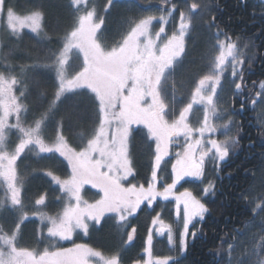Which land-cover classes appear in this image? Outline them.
Wrapping results in <instances>:
<instances>
[{
	"label": "snow or ice",
	"instance_id": "1",
	"mask_svg": "<svg viewBox=\"0 0 264 264\" xmlns=\"http://www.w3.org/2000/svg\"><path fill=\"white\" fill-rule=\"evenodd\" d=\"M6 0H0V21H6L7 29L12 35H18L22 28H29L33 33L40 29L43 13L31 11L21 16L12 6H8L5 16ZM111 3V0H110ZM162 4L168 0H161ZM72 4L84 5L76 24L70 32L62 38V47L50 51L47 59L49 63L42 65L46 69H54L57 90L55 98L48 109L31 122L22 118L28 112V106L21 101L26 95V89L17 96L14 86L21 83L18 75L14 74L16 66L8 62L11 53L0 57L3 61L0 67V179L7 188L8 203L11 208H23L22 185L23 181L17 175V160L26 151H35L34 154H59L67 161L71 175L61 179L48 171L47 175L59 185L60 190L67 197V202L61 213L49 216L47 213H33L39 215L41 221H48V234L52 238L67 240L73 230L80 229L88 233L89 222L99 225L106 213L114 214L118 225L124 226L143 203L146 202L150 210L153 202L160 198L168 201L175 200V211L178 218L182 215L183 230L180 233L181 254L186 251V236L194 218L203 220L209 209L188 189L177 194L174 189L186 177L200 178L204 175L206 159L211 158L217 164L229 157L238 147V135L224 140L211 138L218 132L227 133L233 121L229 119L224 124H214V119H221L227 115V110L219 109L217 98L223 88V77L230 69L231 82L234 83L235 93H240L245 87L244 64L254 57H248L249 44L240 46V37L233 39L228 33L217 30L213 35L215 43L211 45L212 55L209 60V74L202 76L191 94L190 102L185 105L179 115L169 121L166 109V87L169 72L182 54L186 52V35L192 27V19L202 5L192 2L187 9L179 13V23L171 35H167L165 24L176 10V5L161 7L159 16L147 15L130 25L126 34L115 41L111 47L103 43L104 17L97 19L95 7L89 8L86 0H72ZM107 8V6H106ZM166 13V14H165ZM160 22V28L153 33L154 21ZM209 27L212 23L209 22ZM223 35V39L219 37ZM167 37L166 39L164 37ZM76 52L77 58L82 54L83 60L80 70L74 74L69 72L72 56ZM32 65L31 67H40ZM250 67V64H249ZM27 66H21V74ZM238 78V79H237ZM37 86L39 81H35ZM241 99V110L251 98V104L264 103V81L259 82V90L255 95L251 93ZM86 87L93 100V112L98 119V126L94 128L86 144L79 150L69 145L63 135V118L55 129V137L50 142L44 136V128L62 94L72 89ZM175 91V85H173ZM41 98L44 93H40ZM194 104L203 105L202 119L198 126L190 124L189 113ZM264 111V110H262ZM15 116V123L9 122V117ZM264 127V118L260 119ZM144 124L148 138L155 141V155L151 164V174L144 183L127 184L134 170L130 159L129 144L131 126ZM15 130V131H13ZM208 134V138L205 134ZM11 135L16 136L14 148L10 149ZM183 135L185 144L183 152H177V159L171 165V182L158 188V181L163 179L158 170L162 162L169 155L168 145L174 136ZM218 170V169H217ZM90 184L100 190L102 195L92 203L84 200L81 190L84 185ZM214 183L210 181L205 186V195L212 192ZM75 201V203H73ZM36 205L45 204V196L41 195L35 201ZM6 207V200L0 198V210ZM262 207L261 203L256 209ZM253 209V211H256ZM27 213L19 217L23 222ZM152 225H159L156 233L168 235V243L174 246L173 228L161 219V212H157L151 221ZM20 223L16 224L11 232L4 230L0 225V264H120L119 253L105 256L101 251L85 244H76L73 248H56L54 244L43 250L38 248L19 247L17 243ZM261 231H264V221L261 222ZM136 227L128 231V242L133 241ZM42 235V233L40 234ZM196 233L192 236L195 238ZM243 233L237 230V236ZM153 230L149 229L144 253L147 259L143 264H170L175 258L170 256H153ZM227 243V264H264V236L259 241L253 238L250 241H238L233 238L227 241V234L222 238ZM250 245V246H246ZM239 255H233L236 249ZM54 249V250H52ZM92 258H96L95 260ZM133 264H139L134 261Z\"/></svg>",
	"mask_w": 264,
	"mask_h": 264
},
{
	"label": "trees",
	"instance_id": "2",
	"mask_svg": "<svg viewBox=\"0 0 264 264\" xmlns=\"http://www.w3.org/2000/svg\"><path fill=\"white\" fill-rule=\"evenodd\" d=\"M94 5L104 17L101 39L108 47L121 39L138 19L161 14L159 0H93ZM183 0H172L177 3ZM212 6L206 22L192 26L187 36L186 52L184 55V68L181 65L180 84H190L193 76H204V63L197 58L210 52L211 45L216 37L213 35L218 29L228 33L233 39L240 37V46L245 42L249 44L248 57H254L244 64L246 89L235 93L234 88H227L224 107L230 118H234L235 133L238 135V147L230 152L229 157L221 164L219 176L216 177L215 188L212 194L205 199L209 209L204 220L197 226L195 238L190 235L186 251L170 264H227V243L222 238L227 234V241L233 238L238 241H250L253 238L259 241L264 236L261 231V222L264 221V128L259 126L257 108L251 104V98L243 109L245 120L241 116V99L251 93L255 95L257 85L264 81V2L261 0H211ZM109 6L104 7L105 4ZM12 6L16 12L26 15L31 11L43 13L44 36L23 32L24 39L3 35L0 47V57L11 53L8 62L16 66L14 74L18 75L21 83L18 84L16 95L26 89V95L21 101L28 106V112L23 118L25 122L39 118L55 98L57 82L53 69H46L42 65L49 63L47 56L50 51L62 47L61 38L72 30L75 25V13L70 0H6L5 9ZM202 21V20H201ZM209 22L212 26L209 27ZM220 37L224 38L223 35ZM204 60V59H203ZM187 61V62H186ZM186 62V64H185ZM3 61L0 60V64ZM40 67H31L32 65ZM250 64V67H249ZM21 66L27 70L21 74ZM0 71H6L0 67ZM176 75V74H175ZM195 79V78H194ZM39 81V85L35 83ZM256 87V88H255ZM44 96L41 98L40 93ZM87 90H79L67 94L56 101V105L44 128V136L49 142L55 137V129L63 118V135L69 145L79 150L87 138H90L98 119L93 112V100ZM264 104V103H260ZM176 110H178L176 108ZM250 122V124L248 123ZM153 144L143 128H137L131 138L132 163L135 169L134 177L139 183L146 185V179L151 174V160ZM17 173L22 185L23 208L28 218L20 222L19 233L22 236L21 245L36 247L40 245L37 240L41 233V224L33 217L35 201L41 195L45 196V204L39 208L48 213L56 214L60 210L62 194L55 187L48 171L54 175L66 177L69 174L67 165L56 154L34 156L26 154L17 161ZM198 194V186H195ZM258 203L262 204L256 209ZM163 206V207H162ZM150 210L143 206L139 213L128 223L129 230L133 226L136 232L133 241L124 245V238L118 230V223L107 217L101 226L91 230L88 240H81L90 247L105 254L119 253L122 264L139 263L144 259L145 239L151 228L152 217L157 212L164 214L166 220L172 221L171 213L164 205H158ZM256 209V211H253ZM32 215V216H31ZM30 216V217H29ZM0 225L5 228H14L18 223L10 214L0 215ZM3 222V223H2ZM193 227V226H192ZM237 230L243 235L237 236ZM193 231V228H192ZM161 250V243H157ZM250 246V245H246ZM165 249L164 243L162 250ZM156 251V255L164 256L168 251ZM166 253V254H165ZM240 249L234 252L239 255ZM247 263V262H246Z\"/></svg>",
	"mask_w": 264,
	"mask_h": 264
},
{
	"label": "rangeland",
	"instance_id": "3",
	"mask_svg": "<svg viewBox=\"0 0 264 264\" xmlns=\"http://www.w3.org/2000/svg\"><path fill=\"white\" fill-rule=\"evenodd\" d=\"M111 1H114V0H111ZM261 1L264 2V0H261ZM70 2L72 4V0H70ZM86 2H87V5H88L89 8H91V7H95L96 8V10H97V19H98L100 17L101 13L97 9V7L94 5V1L93 0H86ZM192 2H196V3L200 4V5H202L200 11L198 13H196L195 16L192 19V26H194V25L196 26V24H202L203 25L204 23H206V22L203 23V21L205 20L204 18H207L209 16V12L211 10V6H212V1L211 0H183V1H180V2H177V3H173L172 0H168V3H166V4H162L161 0H159V10H158L159 12H160L161 7L168 8V7H171L173 4H175L177 6L176 10L173 12L172 16L169 18L168 22L165 24V29H166L167 35H171L172 32L174 30H176V28L178 26V23H179V13H180V11L181 10H185L186 11L187 5L192 3ZM106 6H109V4L108 3L105 4L104 7H106ZM72 8H73L74 13H75V21H77V18L80 15V11L83 10L84 5H80L79 6V8H80L79 11L77 10V6H75L73 4H72ZM17 14H19V13L17 12ZM19 15H21V14H19ZM24 15H21V16H24ZM5 16H6V9H5ZM42 20H43V18L40 21V25L41 26H40V29L38 30L37 33H33L31 31V29L25 27V28H22L20 30L18 35H12L10 30L7 29L6 21H0V47H1V44H2V40H3V35L4 34H7V35H9L11 37L12 36L17 37L16 39H24L23 32H28V33H33L35 35L44 36V32H43V28H42L43 27ZM159 28H160V22L158 20L154 21L153 25H152L153 33H155V31H158ZM187 36H188V34L186 35L185 43L187 42ZM164 38L166 39L167 37L165 36ZM219 38L223 39L222 37H219ZM214 43H215V40H214ZM205 54L206 55H201V57L197 58V61L198 62L203 61V63H204L203 68H204L205 75H206V74H209V60H210V57H211V55L213 53L210 50V52H205ZM184 55H185V53L182 54V56L180 58H177V60L174 63L173 67L168 70L169 75H168L167 87H166V101L169 103V108L166 109V111L168 113L166 118L169 121L174 119L175 116H178L179 115V111L185 105H187L190 102L192 91L196 87V84H197L198 80L201 78V75H198L196 73L193 76V79H192L190 84H186L184 86H183V84H180V87L178 88L177 85H178V82L180 83L179 75H181L180 74L181 71H177V70H178L179 66L181 65V63H182V61L184 59ZM82 60H83L82 54H79V58H77V54H76V52H74V54L72 56V59H71V64L69 66V72L74 74L75 71H79L80 70V65H82ZM186 62H185V64H186ZM182 66L184 68V66H185L184 65V61L182 63ZM53 71H54V69H53ZM54 73H55V71H54ZM177 80H178V82H177ZM173 85H175V91H173ZM17 86L18 85L14 86V89H13L15 94H16V91H18ZM257 87H258V90H259V85H257ZM227 88H234V83L231 82L230 69L228 70L226 75L223 77V88L219 92V96L217 98V106H218L219 109L226 110L223 104H224L225 99H226V93L224 91H227L228 90ZM248 88L249 87H246V89H248ZM79 90H87V91H89L86 87H80V88L72 89L71 91L65 92L64 94H62L61 97L65 96L67 94H70L72 92L79 91ZM19 95H17V96H19ZM176 108L178 110H176ZM256 108H257V117L259 119L264 118V111H262V110H264V104H260L259 103L256 106ZM202 115H203V105L194 104L193 109L189 113V121L188 122L190 124H192V125L198 126V120L202 119ZM24 117H25V114L23 115L22 118H24ZM229 119H231L233 121V124L231 125L230 130L227 133L218 132V133L214 134L211 138H214V139H217V140H224V139H226L228 137H233L234 134H236L235 133V122H234L233 118H230V116H228V112H227V115H224L221 119H214L213 123L217 124V125H220V124H224ZM9 122L10 123H15V116H10L9 117ZM258 125L261 126L260 122L258 123ZM137 128H143L147 132V128H146V126L144 124H138V125L137 124H133L131 126V130H132L131 138H132L133 132ZM13 131H15V130H13ZM205 137L208 138V134L207 133L205 134ZM10 139H11V143L9 144V148L12 149V148H14L15 142H17L16 136L15 135H11ZM150 140L152 141V144H153V154H152V160H153L154 155H155V141L152 140V139H150ZM184 144H185V137L183 135L174 136L171 139V142L168 145V153H169V155L167 157H165V161L166 162H162V168L160 170H158L159 176L163 178V179L158 181V188L162 189V187H163V185L165 183H170L171 182V165L177 159L176 153L177 152H183ZM35 151H38V150L26 151V153L22 154V156H24L26 154H32V155L36 156L34 154ZM129 151H130V159H131V162H132L133 160H132V155H131V139H130V144H129ZM43 155H48V154H40L39 156H43ZM56 155L59 157L58 153H56ZM21 157H19L18 159H20ZM59 158L64 161V163L67 165L68 170H69V174L66 177H61L60 176V178L61 179H67L71 175V169L68 166L66 160H64L62 157H59ZM152 160H151L150 164H152ZM223 162H219L217 164L211 158L206 159V166H205L204 175L202 177H200V178L186 177L184 181H181L177 185V187L174 189V191L177 194H179L180 192H183L185 189H188L190 192H192V194L194 196H196L198 199H201V202L205 204V199L208 198L212 194V192L214 191L215 183H216V177L219 176V169H220L221 164ZM132 167H133V170H134V173H135V169H134L133 163H132ZM17 175H18V173H17ZM57 176H59V175H57ZM210 181H212L214 183V188H213L212 192H210L209 194L205 195L204 192H203V189L205 188L206 185H208V183ZM136 183H139V182L137 180H135V177H134V174H133V176H130L128 178V181L125 183V186H127V184H136ZM54 185L61 192L59 185H57L55 183H54ZM196 185L198 186V190H199L198 194L195 192V189H194ZM61 194H62V198H61V201H60V207L61 208L58 211V213H61L63 211L65 203L67 202L66 195L64 193H62V192H61ZM101 195H102V193H100V190L97 189V188H93L90 184L84 185V187L81 190L82 198L84 200H87L89 203H92L95 200L99 199ZM0 198H4L6 200V207L4 209L0 210V215L4 214V216H5L7 214H10V215H12L14 217V219L18 223H20L21 222L20 219H19L20 215L22 213H26V212L24 211V208H19V207L15 208V209L11 208L10 203H8L7 188H6V185L4 184L2 179H0ZM73 203H75V201H73ZM34 205H35V208L33 207V209L35 210V211H33L34 213H47L49 216H55V215L58 214V213L52 214V213H48V211L47 212L42 211L39 207L43 206L44 204L43 205L34 204ZM158 205H164L165 209H167L171 213L172 221L166 220L165 217H164V214H162V213H161V219H163L166 224H170L172 226V228H173L174 246H170L169 245V243H168V235H167L166 231L163 234L156 233L155 229L157 227H159V225H151L150 229L153 230V241H152V245H151L152 254H153L154 257L155 256H159V255H156V251L160 250L158 248V246H157V243H161V246H160L161 250H162V244L164 243L165 249L162 250V251H165V250L168 251V254L165 253L166 255H164V256H170V257H174L176 259L181 254L179 240H180V233L183 230L182 215H181L180 218H178L176 216L175 200L172 199V198H170L168 201H164V200H161L160 198H157V200L153 202L152 208H154V207H156ZM143 206H145V207H147L149 209V207L147 206L146 202L143 203L141 205V207L137 210V213H135L132 217L129 218V221L131 220V218L135 217L139 213L140 209ZM30 212L31 211H28L27 214H29ZM205 216H206V214H205ZM205 216H204V218H205ZM107 217H111V218L114 219L115 222H117L116 217H115L114 214L106 213L105 217L102 218V222L99 225H96L94 222H89L90 223V228H89L88 233H85L84 231H82L80 229H75V230H73L72 235H71V237L69 239L60 240L59 238H52V237L49 236L47 230H48V228L51 225H50V223L48 221H46V220L45 221H41L39 215H33V217H31V219H37V220H39V223L41 224V227H42L41 228V233H42V235H40L41 234L40 233L39 234V238L37 240V242L40 245H38L36 247H27V248H30V249L31 248H38L40 250H43L46 246H49V245H52V244H54L56 248H73L74 245H76V244H85V245L89 246V244H87L85 242H82L81 240H88V237L91 234V230L101 226V224L103 223V221ZM27 218H28V216L26 217V219ZM204 218H203V220H204ZM202 221H201V218H199V217L194 218L193 223L190 225L189 234L186 236V246H187V242L191 239L190 235H192L193 232H196L197 226H199V223H201ZM15 227L14 228H7L5 226L4 230L7 231V232H11V230L15 229ZM192 228H193V231H192ZM118 230L120 232V235L124 238V241H125L124 245L126 246V244L129 243L128 240H127V234H128V231H131V230H129L128 224L126 225V230H125L124 226L118 225ZM148 234H149V232H148ZM147 237H148V235H147ZM147 237L145 239V247H146ZM21 240H22V236L20 235V233H18V238H17L18 246L19 247H26V246H22L21 245ZM52 250H54V249H52ZM103 254L105 256H110V255L105 254V253H103ZM233 255H235V254L233 253ZM164 256H160V257H164ZM147 258H148L147 254L144 253V259L139 264H143L144 260H146ZM92 259L95 260L96 258H92ZM120 264H122V263L120 262ZM233 264H235V261H233Z\"/></svg>",
	"mask_w": 264,
	"mask_h": 264
},
{
	"label": "bare ground",
	"instance_id": "4",
	"mask_svg": "<svg viewBox=\"0 0 264 264\" xmlns=\"http://www.w3.org/2000/svg\"><path fill=\"white\" fill-rule=\"evenodd\" d=\"M247 80H248V79H247V78H245V87H248V86H247ZM233 120H234V118H233ZM124 242H125V241H124ZM129 244H130V242H129V243H127L126 245H129Z\"/></svg>",
	"mask_w": 264,
	"mask_h": 264
},
{
	"label": "flooded vegetation",
	"instance_id": "5",
	"mask_svg": "<svg viewBox=\"0 0 264 264\" xmlns=\"http://www.w3.org/2000/svg\"><path fill=\"white\" fill-rule=\"evenodd\" d=\"M256 88V87H255ZM241 116H243V118L245 119V120H247V118L243 115V110H241ZM249 124H250V122H248Z\"/></svg>",
	"mask_w": 264,
	"mask_h": 264
}]
</instances>
